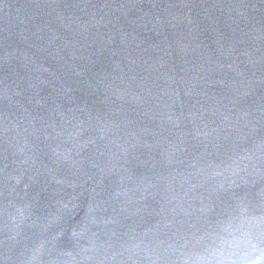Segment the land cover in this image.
Instances as JSON below:
<instances>
[{"label":"water","instance_id":"1","mask_svg":"<svg viewBox=\"0 0 264 264\" xmlns=\"http://www.w3.org/2000/svg\"><path fill=\"white\" fill-rule=\"evenodd\" d=\"M0 264H264V0H0Z\"/></svg>","mask_w":264,"mask_h":264}]
</instances>
